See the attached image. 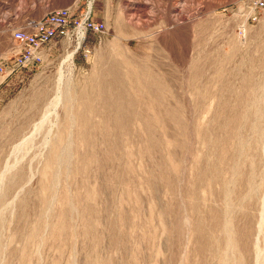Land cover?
Returning a JSON list of instances; mask_svg holds the SVG:
<instances>
[{
	"label": "rangeland",
	"instance_id": "obj_1",
	"mask_svg": "<svg viewBox=\"0 0 264 264\" xmlns=\"http://www.w3.org/2000/svg\"><path fill=\"white\" fill-rule=\"evenodd\" d=\"M66 5L79 16L90 6L105 29L0 72V173L33 138L0 192V264H219L217 213L232 207L230 255L254 264L258 241L264 261V227L252 232L264 197V129L252 131L264 103V5L0 0V59L13 58L14 29ZM61 89L70 97L50 108ZM80 104L92 109L86 123L70 110Z\"/></svg>",
	"mask_w": 264,
	"mask_h": 264
},
{
	"label": "built area",
	"instance_id": "obj_2",
	"mask_svg": "<svg viewBox=\"0 0 264 264\" xmlns=\"http://www.w3.org/2000/svg\"><path fill=\"white\" fill-rule=\"evenodd\" d=\"M262 5L264 0H255L254 9ZM73 8L70 5L61 6L38 19H29L23 26L14 29L13 58L10 61L0 59V72L8 76L21 68L42 64L58 43L63 44L64 40H68L69 47H77L82 35L89 30L105 29L104 22L90 18V7L80 16Z\"/></svg>",
	"mask_w": 264,
	"mask_h": 264
},
{
	"label": "bare ground",
	"instance_id": "obj_3",
	"mask_svg": "<svg viewBox=\"0 0 264 264\" xmlns=\"http://www.w3.org/2000/svg\"><path fill=\"white\" fill-rule=\"evenodd\" d=\"M90 7V6H89ZM92 8L90 7L89 8V12H90V10H91ZM122 25H124V23H122ZM85 37H86V34L85 35H82V38H81V40H80V43L78 44V46L76 47L77 49L80 47V45L82 44V42L84 41V39H85ZM77 49H74L73 51H74V53H76V50ZM72 54V53H71ZM71 54H69L68 55V57H67V59H66V62L67 61H69V63L71 62V60H72V55ZM121 59V58H120ZM125 60V59H124ZM68 63V62H67ZM62 74V73H61ZM63 75V74H62ZM63 77V76H62ZM62 79V78H61ZM61 86H59V88H60ZM253 94V92L251 93V95ZM242 95V94H241ZM249 95V94H248ZM254 95H255V93H254ZM250 96V95H249ZM70 97V95H69V90L67 91H62V89H61V91H59L58 90V93H57V95H56V98L54 99V100H52L51 102H50V105H48V106H50V108L52 107V106H54V107H56V106H58L57 104L59 103V102H61V98H62V102L65 100H67V98H69ZM242 97V96H241ZM254 97V99H256V98H258V96L255 98V96H253ZM260 97V96H259ZM262 100H263V98H262V96L260 97ZM242 99V98H241ZM259 99V98H258ZM248 100H249V98H248ZM251 100V99H250ZM262 100H260V102L262 101ZM251 101H253V100H251ZM255 101V100H254ZM264 101V100H263ZM257 102H259V101H257ZM259 102V103H260ZM62 104V103H61ZM252 104H254V103H252ZM237 105H239V104H237ZM247 105V104H246ZM255 105V104H254ZM257 105V104H256ZM255 105V106H256ZM259 105V104H258ZM67 107H68V109H69V106H68V104L66 105ZM236 106V105H235ZM234 106V107H235ZM252 106V105H251ZM237 107V106H236ZM253 107V106H252ZM49 107H47L46 108V110H45V112L43 113V117L44 116H46V114H47V112H48V109ZM251 108V107H250ZM253 108H255V107H253ZM56 109V108H55ZM237 109V108H236ZM70 110H72V111H75L76 112V114L79 116V119H80V121H85V123L86 122H88L89 120H88V118H89V116H87L86 115V111L87 110H89L90 112H91V107L90 106H86V104H85V106H84V104H80L79 106H77V107H72V108H70ZM94 111V110H93ZM238 111H239V109H238ZM243 112H245V110L243 111ZM54 113V112H53ZM237 113H239V112H237ZM95 114V113H94ZM240 114V113H239ZM239 114H237L236 115V117L237 118H239V119H236L235 121H236V124H237V120H240L241 121V117H240V115ZM243 114V113H242ZM71 115H73V114H71ZM253 115V114H252ZM254 115H255V112H254ZM67 116V115H66ZM68 116H70V114H68ZM256 116H257V121L253 124L252 123V131L257 135H259V136H261V132L263 131L262 129H264V103L262 102V105H261V107L256 111ZM256 116H253V117H256ZM42 117V119H40V121H41V123L40 124H38L39 126H37V128H39L40 129V126H42V121L43 120H45L46 121V119L47 118H43ZM245 117V116H244ZM84 119V120H83ZM255 119V118H254ZM49 122V121H48ZM239 122V121H238ZM235 123V122H234ZM83 124V123H82ZM242 125V124H241ZM240 126V125H239ZM36 127V126H35ZM44 127V126H43ZM88 127V126H87ZM42 128V127H41ZM38 129V130H39ZM234 129H235V127H234ZM89 130V129H88ZM236 131V130H235ZM239 133V132H238ZM237 133V134H238ZM35 134V133H34ZM234 134V133H233ZM237 134H235V136L237 135ZM242 135V134H241ZM262 135H263V133H262ZM233 136V135H232ZM240 136V134H238V137ZM26 137H29V135L28 136H26ZM24 138L21 142H19V143H17L12 149H11V152H10V156L12 157V159L11 158H5V160H3L2 162H3V165H2V171H1V173H0V192L2 191V187H3V184H4V181L6 180V178H8V176H9V172L11 173L12 172V168L13 167H15L18 163H20V161H21V159H22V154H20L21 155V157H19L20 155H19V152L21 153V151L23 150V148H25V146H24V144L28 141V140H33V138H32V136H30L29 138ZM231 137V136H230ZM237 137V136H236ZM244 137V136H243ZM242 137V138H243ZM262 137V136H261ZM232 138V137H231ZM227 139H229V138H227ZM245 139V138H244ZM259 139H261V138H259ZM262 139H264V138H262ZM261 139V141H263ZM258 142L260 141V140H258V139H256ZM252 141V140H251ZM256 141V142H257ZM242 142H243V140H242ZM253 142H255L254 140H253ZM261 143V142H260ZM45 147L46 146H49V141H47V140H45ZM224 144V143H223ZM241 144V143H240ZM251 144V143H250ZM252 144H254L255 145V143H252ZM251 146V145H250ZM225 147V146H224ZM233 147H234V145H233ZM235 147H236V145H235ZM252 147V146H251ZM260 147H262L263 149H264V142H263V144L261 143V146ZM259 147V148H260ZM229 148H232V147H229ZM237 148H239L238 147V145H237ZM258 147H256V149H257ZM261 148V149H262ZM220 149V148H219ZM234 149V148H233ZM240 149V148H239ZM251 149V148H250ZM255 149V148H254ZM255 149V151H257ZM229 150V149H228ZM235 150V149H234ZM233 150V151H234ZM240 150H242V148L240 149ZM260 150V149H259ZM258 150V151H259ZM236 151V150H235ZM234 151V152H235ZM239 151V150H238ZM252 151V150H251ZM240 152V155H241V152L242 151H239ZM253 152V151H252ZM216 153V152H215ZM230 153V152H229ZM236 153V152H235ZM234 153V154H235ZM257 153H259V152H257ZM50 155V154H49ZM224 155V154H223ZM228 155H230V154H228ZM231 155H232V153H231ZM230 155V156H231ZM258 155V154H257ZM236 156V155H235ZM234 156V157H235ZM260 156V155H259ZM261 156H262V154H261ZM224 157H226V156H224ZM223 157V158H224ZM263 157V156H262ZM227 158V160L229 159V157H226ZM233 158V157H232ZM14 159V160H13ZM225 159V158H224ZM236 159V158H235ZM255 159H256V157H255ZM13 160V161H12ZM216 160V159H215ZM218 160V159H217ZM230 160V159H229ZM231 160H234V158L233 159H231ZM237 160H240V159H238L237 158ZM254 159H252V161H253ZM54 161V160H53ZM235 161V160H234ZM261 161V160H260ZM218 162V161H217ZM217 162H215V164L217 163ZM225 161H223V163H224ZM228 162H230V161H228ZM252 163V165L253 166H257V165H255L256 163L253 161V162H251ZM255 163V164H254ZM264 163V162H263ZM228 164V163H227ZM232 164V163H231ZM231 164H229V165H231ZM239 164H240V162H239ZM217 165H219L218 163L215 165V179L216 178H218V177H220L219 176V174L220 173H218V166ZM223 165H225V164H223ZM233 165H235V163L233 164ZM233 165H232V167H233ZM251 165V166H252ZM221 165H219V167H220ZM237 166V165H236ZM241 166V164L238 166V167H240ZM252 166V167H253ZM228 168V169H232V171L233 170H235V169H233V168ZM235 167V166H234ZM236 168V167H235ZM240 169H243V168H241L240 167ZM258 169V168H257ZM261 169V168H260ZM236 170H238L237 168H236ZM235 170V171H236ZM259 170V169H258ZM219 171H220V169H219ZM235 171L233 172L234 174H235ZM255 168L253 167V169H251V171H250V173H249V176H248V179H252V177L254 178L255 177ZM262 171V170H261ZM240 172V170L239 171H237V173H239ZM263 174H264V172H262ZM261 173V174H262ZM259 174V173H258ZM235 175H237V174H235ZM243 175V174H242ZM258 176V175H257ZM221 177H222V175H221ZM220 177V178H221ZM247 177V176H246ZM250 177V178H249ZM264 175H261V179H263L264 180ZM220 178H219V180H220ZM223 178V177H222ZM221 178V179H222ZM224 180V179H223ZM216 181V180H215ZM222 181V180H221ZM225 181V180H224ZM247 181H249V180H247ZM232 182V181H231ZM219 183V182H218ZM225 183H223V185H224ZM221 186V185H220ZM226 186V185H225ZM5 187V186H4ZM6 187H8L9 188V186H6ZM5 187V188H6ZM222 187V186H221ZM225 188V187H224ZM223 188V189H224ZM4 191V190H3ZM6 191V190H5ZM4 191V192H5ZM225 191V190H224ZM7 192V191H6ZM225 193V192H224ZM1 194V193H0ZM220 194V193H219ZM226 194L227 193H225L224 195L226 196ZM224 196V197H225ZM68 198V197H67ZM228 197H226L225 199H227ZM242 203V202H241ZM240 203V204H241ZM255 203V202H254ZM230 205V204H229ZM229 205H227V206H229ZM230 207H231V205H230ZM233 208L234 207H232V209L231 210H233ZM261 210H260V212H259V215H260V217H259V224L257 225V226H254L253 225V230H252V232L254 231V229L258 232L256 235H258L260 232H261V230L263 229L262 227H264V197H263V199H262V206H261V208H260ZM229 210H230V208L229 209H227L224 213H217V217H218V221L220 222V221H222V222H224V223H222L223 224V229L222 230H224L226 233H227V235H226V240L224 241L225 242V247H224V250H223V256H222V258H221V260L219 261V264H233V260H234V257L233 256H235V263H237V264H246V260H245V257L246 256H244L243 255V253L242 252H240V256L238 257V256H236L235 254H231L230 255V251H232V250H234L236 247H237V243H238V241L236 240V238L234 237V227H233V225H232V223H231V221H229V220H231V218L229 219V220H227V219H225V217H227V215H228V213H230L229 212ZM230 210V211H231ZM224 211V210H223ZM221 212V211H220ZM216 217V218H217ZM217 223V222H216ZM215 223V224H216ZM221 224V225H222ZM201 224H199L198 226H200ZM217 225H218V223H217ZM245 228V227H244ZM248 229H246L244 232H246V234L244 233L243 235H245V236H248L249 237V234H250V236H252L251 235V233L249 232V230H250V227H247ZM198 229V228H197ZM238 229V228H237ZM236 229V230H237ZM238 232V231H237ZM248 240L249 239H246V242H248ZM252 241V240H251ZM257 244V246L258 247H256V257H255V253H254V257H255V262H254V264H264V261H263V257H262V249L259 247V244H258V241L256 242ZM228 249V250H227ZM246 249H243V250H241V251H245ZM249 257V256H248ZM250 259V261H251V259L252 258H249ZM249 261V262H250Z\"/></svg>",
	"mask_w": 264,
	"mask_h": 264
}]
</instances>
